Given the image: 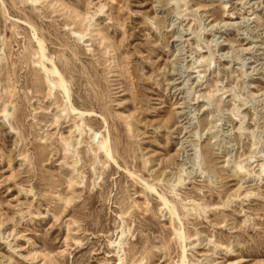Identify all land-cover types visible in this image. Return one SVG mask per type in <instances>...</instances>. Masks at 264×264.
<instances>
[{
	"label": "rangeland",
	"instance_id": "1",
	"mask_svg": "<svg viewBox=\"0 0 264 264\" xmlns=\"http://www.w3.org/2000/svg\"><path fill=\"white\" fill-rule=\"evenodd\" d=\"M184 258L264 264V0H0V264Z\"/></svg>",
	"mask_w": 264,
	"mask_h": 264
},
{
	"label": "bare ground",
	"instance_id": "2",
	"mask_svg": "<svg viewBox=\"0 0 264 264\" xmlns=\"http://www.w3.org/2000/svg\"><path fill=\"white\" fill-rule=\"evenodd\" d=\"M46 81H47V84H48V88L52 91V89H54V85L52 84V82H51L48 78L46 79ZM63 82H64V81H63V78H62V80L60 81V85L63 86V87H65ZM70 109L75 110V108L72 107V106H70ZM66 150L69 151V148L66 149ZM106 152H107V154H108L109 156H111L110 152H108V151H106ZM173 211H174V210H173ZM185 257H186V256H185ZM182 264H187L186 261H185V258L183 259Z\"/></svg>",
	"mask_w": 264,
	"mask_h": 264
}]
</instances>
